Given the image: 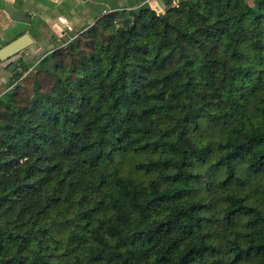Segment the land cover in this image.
<instances>
[{"label": "trees", "instance_id": "1", "mask_svg": "<svg viewBox=\"0 0 264 264\" xmlns=\"http://www.w3.org/2000/svg\"><path fill=\"white\" fill-rule=\"evenodd\" d=\"M161 3L20 61L0 264H264V0Z\"/></svg>", "mask_w": 264, "mask_h": 264}, {"label": "crops", "instance_id": "2", "mask_svg": "<svg viewBox=\"0 0 264 264\" xmlns=\"http://www.w3.org/2000/svg\"><path fill=\"white\" fill-rule=\"evenodd\" d=\"M153 1L163 12L161 0ZM149 3V0H0V50L25 34L34 41L24 56L0 60V97L10 91L8 85L14 72L21 70L20 61L35 63L48 50L70 42V31L94 23L93 19L101 14ZM12 64L17 66L14 72L10 71Z\"/></svg>", "mask_w": 264, "mask_h": 264}, {"label": "water", "instance_id": "3", "mask_svg": "<svg viewBox=\"0 0 264 264\" xmlns=\"http://www.w3.org/2000/svg\"><path fill=\"white\" fill-rule=\"evenodd\" d=\"M163 19L167 22L166 17ZM124 24L130 25L131 20L127 19ZM33 45L34 41L31 36L29 34H25L0 50V60L7 61L18 55L24 56L28 52L29 48H31ZM16 68L17 66L12 64L10 66V71L14 72Z\"/></svg>", "mask_w": 264, "mask_h": 264}, {"label": "rangeland", "instance_id": "4", "mask_svg": "<svg viewBox=\"0 0 264 264\" xmlns=\"http://www.w3.org/2000/svg\"><path fill=\"white\" fill-rule=\"evenodd\" d=\"M150 1H152L153 4H152ZM248 1H249V3H251V4L253 3V0H248ZM149 2H150L149 5L152 7V9L155 10V9H156V8H155V5H157L156 2H154L153 0H149ZM156 10H157V9H156ZM156 10H155V11H156ZM160 11H161V12H160ZM156 12H158L159 14H162V13H163L162 10H160V9L157 10ZM70 38H72V39L70 40V42H73V43L76 42V37H70ZM41 60H42V58H41V59H36V62L38 63V62H40Z\"/></svg>", "mask_w": 264, "mask_h": 264}, {"label": "built area", "instance_id": "5", "mask_svg": "<svg viewBox=\"0 0 264 264\" xmlns=\"http://www.w3.org/2000/svg\"><path fill=\"white\" fill-rule=\"evenodd\" d=\"M150 2H151V1H150ZM155 8H156L157 10H159L157 7H155ZM156 9H155V10H156ZM157 10H156V11H157ZM160 12H161V11H160Z\"/></svg>", "mask_w": 264, "mask_h": 264}]
</instances>
